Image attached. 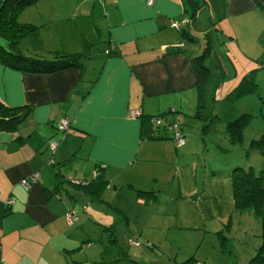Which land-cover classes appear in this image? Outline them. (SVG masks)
I'll use <instances>...</instances> for the list:
<instances>
[{"label":"crops","instance_id":"crops-1","mask_svg":"<svg viewBox=\"0 0 264 264\" xmlns=\"http://www.w3.org/2000/svg\"><path fill=\"white\" fill-rule=\"evenodd\" d=\"M27 7L32 14L20 19L35 25V56L82 57L79 66L52 71L0 62V99L28 107L14 130H0V264H133L135 254L121 247L178 250L205 235L216 238L226 224L223 248L231 253L228 241L238 239L242 249L250 245L247 258L260 240L249 238L250 210L234 207L229 163L209 159L202 136L189 140L180 115L194 117L198 84L206 115L210 50L200 82L191 59L202 51L194 43L199 33L208 46L217 41L218 71L234 76L228 89L215 86L214 98L223 89L226 98H237L230 92L251 72L260 97H239L247 100L243 108L249 103L258 110L264 0H34L17 12ZM129 107L140 114L128 117ZM158 113L179 121L181 144L147 118ZM63 117L68 125L58 129ZM242 133L244 146L253 133L246 125ZM98 169L101 188L88 192L77 184ZM34 173L24 188L19 180ZM69 208L76 214L71 223L64 217ZM176 254L171 264L193 255Z\"/></svg>","mask_w":264,"mask_h":264},{"label":"trees","instance_id":"trees-1","mask_svg":"<svg viewBox=\"0 0 264 264\" xmlns=\"http://www.w3.org/2000/svg\"><path fill=\"white\" fill-rule=\"evenodd\" d=\"M33 1L0 0V38L6 39V45L0 42V62L29 71H52L69 66H79L82 57L80 52L53 51L51 57L45 58L26 55L18 49L17 45L22 38L30 35L32 37L30 39L34 41L36 28L31 22L17 21L15 15L20 8ZM208 47L206 44L199 54L191 58L199 82L204 80L207 73V66L203 63V59L208 52ZM253 86L254 80L252 74L248 72L240 78L230 93L232 97H236L240 93L251 90ZM198 91L199 96L195 105L194 116L200 117L203 114L202 87L200 84H198ZM27 111V106L8 105L0 99V130H14ZM151 115L148 114L147 118ZM245 115H248V113L242 112L226 121L225 129L230 142L241 141ZM247 145L246 152H249L250 148H255L264 156V129L257 137L250 138ZM104 183L105 180L98 169L90 178L83 179L77 184L81 185L88 192H94V188L99 189ZM231 187L234 207L239 210H250L260 222V241L253 253L247 258L245 264H264V162L262 167L257 171L251 165H234L231 168ZM140 191L141 193H152L147 190ZM227 229L228 226L226 224L223 229L215 231L221 244H224L227 240ZM193 257V255L187 256L178 263L194 264L195 258ZM133 264L143 263L133 260Z\"/></svg>","mask_w":264,"mask_h":264},{"label":"rangeland","instance_id":"rangeland-1","mask_svg":"<svg viewBox=\"0 0 264 264\" xmlns=\"http://www.w3.org/2000/svg\"><path fill=\"white\" fill-rule=\"evenodd\" d=\"M34 7H27L24 9V11H21L22 13H16L15 19L20 22L30 20H21L20 17H24V15L27 16V14L31 13ZM27 10V11H26ZM32 37L28 35V37H24L19 41V44L17 45L18 49L25 53L26 55H34V43L31 42ZM0 42L4 43L6 45V39L3 37L0 38ZM18 43V42H17ZM33 43V44H32ZM197 44H200V50L204 48V46L207 44L208 41L206 40L203 33H199L197 35V40L194 42ZM209 50L210 54L209 56L205 57V63L210 67V75L207 80V83L204 88V109H205V116L201 115L199 119L198 116H194L191 118V121L189 122L190 117H186L183 114L180 115V117L183 120V130H185V136L189 138V140H197L200 141V136L205 139L207 142V149H206V155L209 159H215L216 161H223L225 164L229 163V169H231L234 165H242L247 166L251 165L255 171H257L260 167H262L264 162V156L255 148H250L249 152H246V148L248 147L247 144L243 146V133H242V139L239 142H230L227 136V132L225 129L226 121L231 119L232 117L242 113L243 111H248L250 109V113L248 112V115H245V122L243 127L248 128L249 133H253V137H257L264 129V98L259 100L258 103V110L255 108L254 104H246L243 108V103L247 102V100H243V97H239L240 95L236 96L237 98H226L224 96L225 90L223 89L221 91V96L216 99L214 98V88L217 85L223 86L225 88L230 84V81L232 82L234 76L230 72V70H226V68L222 69V72L218 71V68L215 66V56L217 55V48L218 44L217 41L212 43H209ZM229 48H232L231 46H227ZM224 48V46H223ZM199 50V52H200ZM213 53V54H211ZM215 61V63H214ZM223 61L220 59V64ZM241 74H239L234 82L237 83L239 80ZM233 84V85H234ZM229 87V86H228ZM228 89V88H225ZM258 90V89H257ZM256 91H253V89L248 90L247 92H253L256 97H260V94ZM259 91V90H258ZM260 92V91H259ZM242 105V106H241ZM256 109L257 115L254 116V111ZM247 113V112H246ZM253 113V114H252ZM190 114V113H189ZM214 114V115H212ZM188 115V114H187ZM216 115V116H215ZM184 118V119H183ZM187 118V119H186ZM209 123L210 127L209 129H204V127H207V124ZM205 125V126H204ZM242 127V129H243ZM245 131V129L243 130ZM257 135V136H256ZM215 142V147L212 143ZM221 146V148H220ZM251 212V211H250ZM250 215L253 218V224H255V227L252 228V235H250V239L255 241L256 238L257 241L260 240V222L257 217L253 215L251 212ZM255 218V219H254ZM227 232V230H226ZM228 244L231 245L232 251L231 253H228V249H224L221 242H219L218 237H210V235H205L202 242L200 244H195L194 246H186L185 244L182 245V247L178 250L174 249L171 251L170 248H164L167 245H164V247L160 248H153V250H149L148 248H136V249H125L124 247H121L126 252L134 253L135 254V260L138 261V257H143L144 262L143 264H171L174 263L172 260V256L174 253L177 252V256L181 257V255H187V254H193V258H195L194 264H245L247 258V251H245V248L247 246H250L248 244L243 243L244 249L241 248L240 241L238 239H230L228 241ZM252 245V243H250ZM121 246V245H120ZM253 253V250L251 252ZM167 255L171 258V261L168 260ZM232 261L229 263L228 261ZM194 262V261H193ZM241 262V263H240Z\"/></svg>","mask_w":264,"mask_h":264},{"label":"built area","instance_id":"built-area-1","mask_svg":"<svg viewBox=\"0 0 264 264\" xmlns=\"http://www.w3.org/2000/svg\"><path fill=\"white\" fill-rule=\"evenodd\" d=\"M145 2L147 4H151L152 0H145ZM171 25L174 26L175 28H178L179 22L177 20H172ZM170 111H173V109H171ZM138 114H140V110L136 107H129L126 111V115L128 117H134ZM149 120L154 126H163L165 129H167L170 132V136L172 137V139L176 145L181 144L184 141V137H183V134H182L180 126H179L180 125L179 121L177 119H175L174 117H168L165 114H155V115H151L149 117ZM67 125H68V120L64 117L61 118L57 122V128L58 129H64L67 127ZM55 144H56L55 139H51L48 143L50 148H54ZM34 176H35V173L31 174L29 176H26V177H22L19 180L20 184L24 188H28L30 181L34 179ZM64 217L68 223L73 222L76 219L75 211L72 208H69L65 212Z\"/></svg>","mask_w":264,"mask_h":264}]
</instances>
